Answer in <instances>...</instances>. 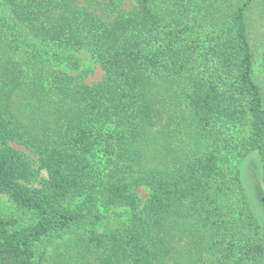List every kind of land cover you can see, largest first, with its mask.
<instances>
[{"label": "trees", "instance_id": "1", "mask_svg": "<svg viewBox=\"0 0 264 264\" xmlns=\"http://www.w3.org/2000/svg\"><path fill=\"white\" fill-rule=\"evenodd\" d=\"M256 2L134 0L105 20L77 0H0V193L20 212L0 214V264H46L48 242L80 225L49 264L263 263L250 211L233 225L219 209L226 163L243 157L264 204ZM65 49L90 51L102 79H46L40 67ZM17 97L40 106L33 129L14 113ZM169 124L185 141L167 153ZM96 150L110 164L105 176L89 164ZM40 169L47 177L36 186ZM140 186L150 190L142 206ZM98 203L131 211L98 233L107 220Z\"/></svg>", "mask_w": 264, "mask_h": 264}, {"label": "rangeland", "instance_id": "2", "mask_svg": "<svg viewBox=\"0 0 264 264\" xmlns=\"http://www.w3.org/2000/svg\"><path fill=\"white\" fill-rule=\"evenodd\" d=\"M77 2L79 6L86 7L90 12L101 16L105 20H109L117 10L129 11L134 5V0H77ZM254 8V11L250 15V19H252L251 21L253 23L250 28V34L258 55L255 63V75L257 81L262 83L263 73L261 63L264 54V0H257ZM45 63L46 65L41 66L40 70H42V74L46 79L52 78L55 72H61L72 77L73 81L86 85H94L97 84L103 76V70L99 63L95 60L91 52L85 49L62 50L59 53L58 59L50 57L49 61ZM73 64L75 65L74 68L72 66ZM169 89H173V87H170ZM18 97L15 100L17 106L14 105L13 107L16 110L14 113H17L18 117H20L23 122H26V124L33 129L34 117L38 116V114L33 116V113L40 112V106L33 99H31L32 101L21 98L18 100ZM174 128L175 124H169V136L164 140L167 142V146H169L167 153L179 150L183 141H185ZM15 146L23 150L31 159H33L35 166L39 167L37 155L33 154L28 148L22 145ZM155 147L158 149L157 145H155ZM88 161L92 171H96L99 174L101 172V175L105 176L110 164L102 156L100 151L96 150L88 155ZM245 165L246 160L244 157L239 160L229 159L226 163V177L230 178L226 182L227 189L223 192L219 209L223 218L227 219L228 222L233 225H236L241 220L242 207H244V209H248L258 224L259 235L261 236L264 244V204L259 201L262 197V193H259L258 186L253 183L254 180L248 177L250 175V170L245 168ZM236 175L239 176L236 178ZM46 177V171L44 169H40L38 182L35 185L37 186L38 183ZM235 180H237V183H233ZM255 188L258 190H255ZM135 192L138 197L139 205L142 206L148 198L150 190L146 186H140L135 189ZM83 200L84 197L78 196L72 200L70 204L75 206L80 205ZM97 209L99 211H103L107 215L106 222L96 227V231L98 233L106 231L107 229L117 225L119 222L126 219L131 211L130 208L127 207H109L105 209L99 203L97 205ZM0 214L3 216H19L20 214L15 204L11 202L6 195L1 193ZM85 229L86 227L80 225L78 230L76 229L74 232L56 237L49 241L47 244L48 261L46 264L53 261V259L59 255L58 253L73 247L77 238L85 232ZM262 264H264V254Z\"/></svg>", "mask_w": 264, "mask_h": 264}]
</instances>
